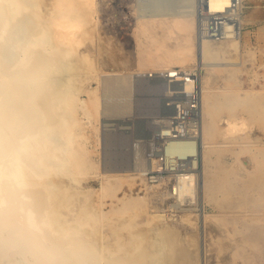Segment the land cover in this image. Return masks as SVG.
Returning <instances> with one entry per match:
<instances>
[{
    "label": "bare ground",
    "instance_id": "6f19581e",
    "mask_svg": "<svg viewBox=\"0 0 264 264\" xmlns=\"http://www.w3.org/2000/svg\"><path fill=\"white\" fill-rule=\"evenodd\" d=\"M95 1L0 0V168L7 169L11 162L14 172L11 182L0 180V264H191L194 257L180 232L149 206V194L118 196L127 175L104 174L97 156L102 124L109 127L126 118L120 124L127 128L133 118L132 101L126 103L121 91L117 100H103L104 84L129 86L130 98L133 76L143 70L165 73L179 66L187 71L193 64L206 69L200 80L197 195L204 205L252 209L241 219V229L226 214H201L200 264L205 263L206 221L242 233L248 248L240 250L245 252L243 261L263 264L264 149H233L237 161L241 152L250 153L258 169L239 182L234 169L225 167L222 143L215 137L228 138L242 128L236 116L239 108L250 117L264 116V91L214 89L211 80L224 78L207 68L211 56L238 52L243 0L234 1L237 23L232 36L220 41L196 37L192 0L181 1L183 10L175 14L151 0L156 9L134 14L137 51L131 65L123 58L100 65L101 54L86 49L96 39ZM229 1L212 4L221 8ZM118 99L125 102L122 107H108ZM194 147L193 140L190 145L176 141L167 152L184 156ZM136 161L141 168L136 171L141 172L144 160ZM92 179L99 181L98 188L83 189ZM189 190L185 187L180 194ZM106 199L116 201L117 207L104 212ZM141 211L146 222L135 225ZM111 215L122 222L119 228H108L111 239L105 241Z\"/></svg>",
    "mask_w": 264,
    "mask_h": 264
},
{
    "label": "rangeland",
    "instance_id": "374dc122",
    "mask_svg": "<svg viewBox=\"0 0 264 264\" xmlns=\"http://www.w3.org/2000/svg\"><path fill=\"white\" fill-rule=\"evenodd\" d=\"M137 1H139L140 3L141 0H137ZM137 1L136 0H96L95 1L96 5H94V8L96 11L93 15V20L95 18H96L95 21L99 19V21L97 20L98 24L96 25L95 34H94L96 39H94L93 41L94 43L93 42L87 43L86 49L90 50L91 53L94 54L96 53V55L98 54V52L99 54H101L97 56V58L99 57L97 60L100 63V65H104V64L107 65L106 63H108L109 65L111 62L117 61L118 58L121 59L123 58V60L127 61V65H131L135 63L136 60L135 54L137 50L135 45L136 44L135 39L132 35L134 29L133 25L136 20L135 15H137L138 13L147 14L157 8L156 7L157 4H155V2L151 0L150 1L142 0L143 2L141 1V4H138ZM181 1L184 2V0H159V2H161L160 4L161 7L160 5L159 7L163 11L165 10V12L167 13L175 14L183 10L182 4L184 5V3H182ZM192 1H193L192 2L193 6L196 7V0H192ZM154 4L155 6H153ZM242 4H243V8L241 11L242 39H240L239 50L238 52L232 51L224 55L211 56V60H209V66H207V68L211 71V73L218 75L221 78H224V81L221 80L219 77L213 78L211 80V85L214 89L217 90L223 88L224 89L229 88V90L233 92H240V93H242L243 90H253V89L255 91H262V90L264 91V0H243ZM135 5L136 6L138 5L137 8ZM195 7H193V9H195ZM98 49L100 51H98ZM191 66L192 68L195 67L198 68L196 64L195 65L193 64ZM174 68L183 70L179 66H175ZM121 70H125V69H121ZM155 71L156 70L149 67V69L147 68L146 70H143L142 74H137L133 76L132 93L130 98L128 97L129 94L128 92H130L129 86L125 84L123 86L121 85L117 87L116 85L113 84L112 85L104 84L102 86L104 87L102 88V92L106 94L104 95L103 100L105 99V96H106V100L109 101L112 100V98L116 99L117 97H119L117 93L121 91L118 94L124 93L125 98L127 100L126 103L132 101L131 106L133 109V118L131 123L130 122L127 123V128H122L120 124L121 121L127 120L126 118H122V119L120 118L119 120H115L111 122L112 126L109 127L105 125L107 122H104L102 124L100 128V146L98 147L97 158L100 164V170L104 174L127 175L126 177L124 176L127 181L128 179L136 177L134 178L133 181L132 180H129V182H127L126 180L124 181V185L121 188V190L118 192V196L121 197L123 194H125L127 197H129L132 196L133 193L134 194L137 193L140 196H142L144 195V193H148L149 204H150L149 206L152 207L153 210H156L157 213L162 215L169 225L176 228L180 232L183 238V242L186 244L187 249L191 251L192 253L191 256L194 257L192 258L193 260H191V264H200L199 242H200L201 231L199 230L200 229L199 226H201L202 229V224L197 223V220L201 216V214L204 213L209 215L226 214L229 221L236 222L237 223L236 227L241 229L242 228L240 224L241 219L245 215L249 214V212L252 209L237 208L233 206L229 208L225 207L224 209L222 208L220 209L219 207H214L212 205H206V204L204 205L201 199L199 198V196L197 195V191H196L194 205L182 206L177 208L174 207L172 212H165V207L161 206L159 208V206L156 204L155 199L157 195L153 191L154 189L149 188L148 190H145L149 186L145 184V180L141 176L140 170L139 172L138 170L136 171V169H141L139 168V165L136 164L137 163L136 159H140V160H144V159L143 156L141 155L138 158L135 157L136 153H134V149L132 147L133 139L130 129L132 128V126L134 125L136 126L137 121L134 122L133 120H136L137 118L141 117L142 114H146V115L150 114L151 111L154 109V105L152 103L153 98L150 96H152L153 90L157 89L156 87H159L158 84H162V83L161 82L152 83L148 81L146 77L148 74H154V73L164 74L161 71H156V72ZM205 74H206V69L202 68L201 76H204ZM94 86H96V84H94ZM105 89L106 91H104ZM115 91L116 93H114ZM108 92L109 94H107ZM116 95L117 97H115ZM120 100L118 99V102L116 103L111 102L109 105L107 103V105L108 107L109 106L115 107V105L122 107V103L125 102ZM236 113H237L236 116L238 117L237 121L239 125H242L239 126V128L242 127L240 128L241 131L240 129L237 128L238 129L237 132L236 130H234L236 133L233 132V135H231L232 137L230 136L228 138L226 136L222 137L220 135H217L215 137V141L222 143L219 149L224 151L222 155V160L224 161L225 167L234 169L235 174H237L238 181L243 182L248 178L249 173L256 172L258 170L256 168V161L251 157L250 153L245 151L239 154L238 161L235 160L236 155H234L233 149L240 150L247 148L250 150L253 149L254 152L264 149V116L259 115L256 116V118L247 116L245 113H243V109L241 108H239V110H236ZM242 121L244 122L242 123ZM149 122L150 121L142 120L141 122L137 123V126L139 128H144V126L149 125ZM219 123H220L219 126L222 127V122ZM243 124L245 125V127ZM199 170L200 167L198 166V171ZM130 183L132 184L131 186L129 185ZM98 186H99V181L97 179H92L83 184V189H87V188L94 189V188H98ZM104 203L105 206L102 209L103 211L105 210L104 212H110L111 209L113 208L115 209L117 207L116 201L114 203V201H110L109 199L108 200L106 199ZM258 214H262V213H258ZM119 219L120 218H118L117 216L111 215L109 221L107 222V227L104 230L105 234L103 233L104 236L108 237L105 241H110L111 239V234L109 235L110 230L108 228L120 227L122 220ZM145 222H146V218L144 216V211L143 212L141 211L138 214V217L135 219L134 224L143 225ZM206 222L207 224L203 228L204 241L202 247L203 251L205 252L204 264H253L247 262V260H245V262L243 261L245 259L244 257L245 252H241V251L242 249L247 250L248 248L244 247L245 246L243 241L244 235H242V233L234 232L231 227L226 228L221 225L215 226V225H210L208 221ZM218 227L220 228L222 227V228L219 229ZM224 228L226 233L223 231ZM221 230L223 231V233ZM223 234L226 237L223 236ZM227 238H230L232 240ZM242 244L243 246H241ZM262 263L264 264V260L262 261Z\"/></svg>",
    "mask_w": 264,
    "mask_h": 264
},
{
    "label": "built area",
    "instance_id": "2783aa9c",
    "mask_svg": "<svg viewBox=\"0 0 264 264\" xmlns=\"http://www.w3.org/2000/svg\"><path fill=\"white\" fill-rule=\"evenodd\" d=\"M212 1L196 0V36L200 41L228 38L237 23L235 0L221 8L214 6ZM146 79L162 84H158L150 96L153 98V112L142 114L136 119V126L130 129L132 147L134 153L143 156L145 166L140 174L145 184L154 189L156 204L159 208L165 207V212H172L174 207L195 204L201 129V70L196 67L187 71L173 68L164 74H148ZM142 120L150 121L149 125L139 128L137 123ZM192 140L195 147L184 156L167 152L172 142L190 145ZM188 186L189 192L180 194Z\"/></svg>",
    "mask_w": 264,
    "mask_h": 264
},
{
    "label": "clouds",
    "instance_id": "9594fccd",
    "mask_svg": "<svg viewBox=\"0 0 264 264\" xmlns=\"http://www.w3.org/2000/svg\"><path fill=\"white\" fill-rule=\"evenodd\" d=\"M5 178L9 182H11L14 179V172L11 162H9L7 169L0 168V180H3Z\"/></svg>",
    "mask_w": 264,
    "mask_h": 264
}]
</instances>
